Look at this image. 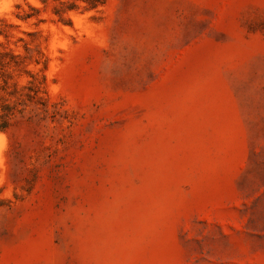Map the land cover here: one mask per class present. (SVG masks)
<instances>
[{
	"label": "rangeland",
	"instance_id": "rangeland-1",
	"mask_svg": "<svg viewBox=\"0 0 264 264\" xmlns=\"http://www.w3.org/2000/svg\"><path fill=\"white\" fill-rule=\"evenodd\" d=\"M29 1L0 43L61 114L0 132V264H264V0Z\"/></svg>",
	"mask_w": 264,
	"mask_h": 264
},
{
	"label": "trees",
	"instance_id": "trees-1",
	"mask_svg": "<svg viewBox=\"0 0 264 264\" xmlns=\"http://www.w3.org/2000/svg\"><path fill=\"white\" fill-rule=\"evenodd\" d=\"M25 5L29 8L26 11L22 4H18L17 8L22 13L17 17L24 23L29 24L34 18H38L41 9L30 3L29 0H23ZM45 8L52 5L55 14L59 17V21L65 24H72L70 18L66 17L70 12L74 11H97L105 5L104 0H37ZM45 22L38 19V24ZM19 26L9 25L6 19L0 20V36L4 37L8 43L14 37L12 33L13 28ZM31 35V34H30ZM19 41H24L19 39ZM0 132H8L12 127V121L18 116L25 117L27 108L32 107L35 110H41L45 115L44 119L50 118L53 122L58 121V116L61 112L48 108L49 99L42 96L47 94L44 91L46 85V77L42 79L28 69L29 62H32L30 53L32 52L30 44L25 42L23 45L24 54L18 53L16 49L5 47L0 43ZM39 63V61H37ZM27 75L31 78L25 86H20L15 82V76L21 77ZM33 109V110H34ZM33 116L28 118L32 121ZM11 203V201H8Z\"/></svg>",
	"mask_w": 264,
	"mask_h": 264
}]
</instances>
